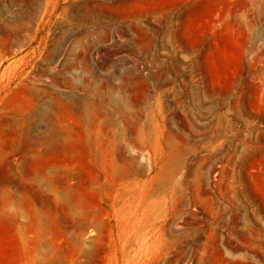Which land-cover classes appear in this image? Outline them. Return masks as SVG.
Masks as SVG:
<instances>
[{"label": "rangeland", "instance_id": "obj_1", "mask_svg": "<svg viewBox=\"0 0 264 264\" xmlns=\"http://www.w3.org/2000/svg\"><path fill=\"white\" fill-rule=\"evenodd\" d=\"M0 264H264V0H0Z\"/></svg>", "mask_w": 264, "mask_h": 264}, {"label": "built area", "instance_id": "obj_2", "mask_svg": "<svg viewBox=\"0 0 264 264\" xmlns=\"http://www.w3.org/2000/svg\"><path fill=\"white\" fill-rule=\"evenodd\" d=\"M221 165L218 164L217 165V170L214 172L213 174V180L217 181L218 179H220L222 177V172L220 171Z\"/></svg>", "mask_w": 264, "mask_h": 264}, {"label": "bare ground", "instance_id": "obj_3", "mask_svg": "<svg viewBox=\"0 0 264 264\" xmlns=\"http://www.w3.org/2000/svg\"><path fill=\"white\" fill-rule=\"evenodd\" d=\"M17 34V33H16ZM83 143L85 147H88L87 137L83 136Z\"/></svg>", "mask_w": 264, "mask_h": 264}]
</instances>
